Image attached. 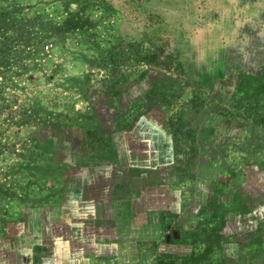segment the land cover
<instances>
[{"label":"rangeland","instance_id":"obj_1","mask_svg":"<svg viewBox=\"0 0 264 264\" xmlns=\"http://www.w3.org/2000/svg\"><path fill=\"white\" fill-rule=\"evenodd\" d=\"M0 50V249L99 180L146 264H264V0H0Z\"/></svg>","mask_w":264,"mask_h":264},{"label":"crops","instance_id":"obj_2","mask_svg":"<svg viewBox=\"0 0 264 264\" xmlns=\"http://www.w3.org/2000/svg\"><path fill=\"white\" fill-rule=\"evenodd\" d=\"M239 33L249 36L247 30ZM87 186L91 195L85 191ZM101 187L99 180H78L64 210L27 212L26 227L8 247L3 246L5 250L0 249V264H146L152 251L146 244L137 247L126 241L131 233L139 236L140 232L124 225L113 188L105 195ZM134 219L133 214L127 218Z\"/></svg>","mask_w":264,"mask_h":264},{"label":"trees","instance_id":"obj_3","mask_svg":"<svg viewBox=\"0 0 264 264\" xmlns=\"http://www.w3.org/2000/svg\"><path fill=\"white\" fill-rule=\"evenodd\" d=\"M147 1H153V0H147ZM259 1V0H258ZM256 3V2H255ZM8 18V17H7ZM6 22V21H5ZM3 30H6L7 28H2ZM22 37V38H21ZM24 36H20V42H23L24 40ZM29 40V39H28ZM27 40V41H28ZM2 46H4V45H2ZM0 52H2V50H0ZM153 57H156V56H153ZM152 56H150V59L149 60H153L152 58H153ZM258 121H260V122H263L264 123V117H261V118H259V120Z\"/></svg>","mask_w":264,"mask_h":264}]
</instances>
